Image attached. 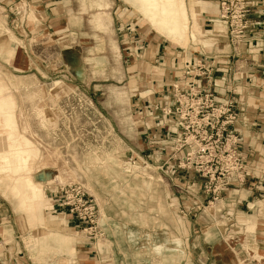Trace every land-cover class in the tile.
<instances>
[{"label": "crops", "instance_id": "crops-1", "mask_svg": "<svg viewBox=\"0 0 264 264\" xmlns=\"http://www.w3.org/2000/svg\"><path fill=\"white\" fill-rule=\"evenodd\" d=\"M186 3L193 42H200L198 51L164 45L155 39L135 41L133 38L132 42L141 43L140 50L143 48L144 51L140 59L135 62L131 60L128 65L131 67L126 68L125 72L128 93L132 94L131 117L134 118L125 119L129 125L126 132L133 134L134 138L129 137L131 135L127 138L136 142H126L124 152L132 156V161L139 159L156 166L162 179L159 184L162 182L166 186H163V194L162 190L159 196L154 197L141 194L139 201L126 196L124 199L128 198L129 201L124 200V204H130L122 211L115 210L120 208L116 202L109 201L110 206L105 207L104 248L100 249L99 243L76 240L77 259L72 264H230L232 259L227 253V245L223 250V244L213 238L219 233L210 224L213 218L218 217L223 221L234 220V226L239 223V239L249 234L247 243L252 244L259 254L264 251V0H249V18L253 25L248 38L240 46L232 45L228 32L218 20V0H186ZM192 11L197 15V21ZM71 14V0H0V29L7 28L6 33L1 34L4 37L0 38V48L4 49L10 42L20 45L52 41L63 51V43H72L77 36L80 40L83 33ZM146 46L153 48L148 50ZM66 47L70 48L69 45ZM19 49L22 50V46ZM129 56L136 55L130 53ZM199 61L215 67L211 88L218 102L230 97L231 88L237 90L239 121L235 130L239 133L242 154L251 172L245 182L232 189L235 195L232 191H226L215 200L203 191L188 197L177 190L176 185H187L200 177L195 172L180 168L189 149L175 148L174 140L181 136L176 119L167 118L159 111L171 103L168 93L188 64ZM9 118L5 121L3 116L0 125L13 123L14 131L17 128L18 131L14 132L12 139H8L4 138L6 133L0 127V143L11 142L18 147L28 148V152L26 157L20 154L22 168L0 163V170L13 173L25 171L37 153L31 141L20 133L16 115ZM114 182L116 189L121 187L120 183ZM146 182L145 190H148L149 182ZM22 183L27 185L28 197L22 198L13 191ZM249 186L257 193L236 195ZM38 190L42 197V187L35 185L30 178H24L12 187L14 194L20 196L24 203L38 201ZM123 194V190L121 193L119 191V194H114V199ZM216 206H220L219 211ZM210 208L214 209V213L208 210ZM43 210L44 207H41L39 213L26 212L28 224H23L19 216L5 214L0 205V256L5 264H39L22 245V237L34 236L40 230V238H45L39 241L42 247L52 246L50 238L53 235H56L59 246H73L69 235L78 231L76 219L65 215L61 222H57L48 218L47 214L44 216ZM117 219L122 222L117 223ZM153 220L159 221L158 226L147 227L150 224H144ZM252 222L254 229L250 231L248 227ZM40 223L43 225L32 227ZM7 230L9 232L5 234ZM47 241H50L49 245ZM214 248L215 253L212 251ZM243 256L244 251L238 253L237 263L240 264L239 259Z\"/></svg>", "mask_w": 264, "mask_h": 264}, {"label": "rangeland", "instance_id": "rangeland-1", "mask_svg": "<svg viewBox=\"0 0 264 264\" xmlns=\"http://www.w3.org/2000/svg\"><path fill=\"white\" fill-rule=\"evenodd\" d=\"M71 1V15L83 31L80 40L77 36L73 38L74 42L63 43V51L52 41L47 44L27 42L20 45L10 42L4 49L0 48V119L15 114L20 133L31 141L37 153L25 171L13 173L0 170V205L5 214L19 216L23 224H28L26 212L39 213L41 207H44V216L47 214L48 218L61 222L66 211L59 205L60 186L75 182L96 202L100 225L105 233V207L110 206L109 201L116 202L120 209L115 210L122 211L130 204H124V200L129 201L124 197H131L134 201L137 198L139 201L141 194L159 196L160 190L163 194L165 186L162 182L159 184L162 179L156 166L139 159L132 161V156L124 152L126 142H136L131 139L133 134L126 132L129 125L125 119L134 118L131 117L132 94L128 93L125 72L126 68L131 67L128 65L140 59L144 51L143 48L140 50L141 43H133L132 39H155L164 45H177L188 51H198L200 42H193L194 35L191 36L190 32L186 41H176L163 34L132 0ZM179 1L187 8L186 0ZM98 15L103 20H111L109 28L99 26ZM6 29H0V38L4 37L1 34L6 33ZM68 45L70 48L66 47ZM146 47L148 50L153 48ZM130 53L136 56H129ZM3 131L6 133L4 138L12 139L18 128L14 131L3 127ZM127 136L131 137L130 140ZM24 178H30L35 185L42 187L40 201L24 203L20 196L14 194L13 185ZM114 180L120 183V188L116 189ZM146 181L149 182L148 190H145ZM237 185H231L227 191L235 195L232 189H236ZM250 186L236 195H254ZM121 189L124 194L114 199V194L121 193ZM224 193L226 191L219 196ZM217 209L219 211L220 206H216ZM208 210L214 213V209ZM234 222L232 219L223 221L218 217L213 218L210 224L219 233L212 235L213 238L223 244V250L224 245H227V253L232 259L230 264H239L237 255L243 251L240 264L248 260L245 264H264V251L259 254L252 244L247 243L249 234L241 236L240 240L237 233L241 228L239 223L234 226ZM144 224H150L147 227L158 226L159 221ZM42 225L31 226L37 228ZM77 229L79 233L74 231L69 235L73 245L70 248L66 244L59 246L56 235L50 238L52 246L47 241L49 247H42L39 241L45 238H40L41 230L35 232L34 236H23L22 245L39 264L76 262V240L96 245L99 243L98 247L104 248L102 243L105 235L92 241ZM248 229H254L253 222ZM8 232L5 231V234ZM212 251L215 253L216 248Z\"/></svg>", "mask_w": 264, "mask_h": 264}, {"label": "built area", "instance_id": "built-area-1", "mask_svg": "<svg viewBox=\"0 0 264 264\" xmlns=\"http://www.w3.org/2000/svg\"><path fill=\"white\" fill-rule=\"evenodd\" d=\"M218 1V20L228 32L232 45L240 46L248 38L253 25L249 18V0ZM214 74L215 67L206 66L204 61L188 64L168 93L171 103L159 109L161 115L176 119L181 131V136L174 140L175 148L189 149L180 168L200 177L190 184L176 185L177 190L188 197L203 191L213 200L231 185L245 182L250 175L240 147L239 133L235 130L239 121L237 90L231 88L230 97L218 102L211 88ZM59 202L65 214L76 219L77 228L90 240L105 235L96 202L78 183L62 184ZM0 264H5L1 256Z\"/></svg>", "mask_w": 264, "mask_h": 264}, {"label": "bare ground", "instance_id": "bare-ground-1", "mask_svg": "<svg viewBox=\"0 0 264 264\" xmlns=\"http://www.w3.org/2000/svg\"><path fill=\"white\" fill-rule=\"evenodd\" d=\"M133 3L139 8L142 14L147 16L155 26L163 33L170 36L173 40L180 41L181 39L187 40L188 33L190 31L189 19L190 13L188 6L187 8L182 5L179 0H132ZM100 6L102 3L98 2ZM192 10V9H191ZM191 14L194 17V20L197 21V15L192 11ZM104 15V14H103ZM99 20V26L109 28L110 19L103 20L101 15L97 16ZM3 20V19H2ZM4 21V20H3ZM185 21V22H184ZM6 23V22H4ZM197 22H195V27ZM189 41V40H188ZM188 43V42H187ZM186 43V44H187ZM10 116H4L5 121ZM3 127H7L8 130H13L14 124L7 123L3 124ZM28 152V148L18 147L17 145L12 144L11 142L0 143V163L13 165L16 169L23 167V162L20 158V154H23L25 157ZM15 157V158H11ZM15 193H18L22 198L27 196V185L22 183L13 188ZM38 199L40 200V191L38 190ZM261 232V231H260Z\"/></svg>", "mask_w": 264, "mask_h": 264}]
</instances>
